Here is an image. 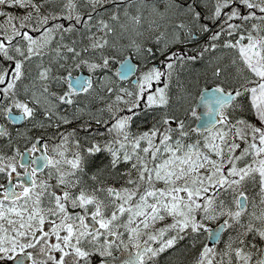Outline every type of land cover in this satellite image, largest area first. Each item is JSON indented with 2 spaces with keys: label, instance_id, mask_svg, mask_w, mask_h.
<instances>
[{
  "label": "snow or ice",
  "instance_id": "1",
  "mask_svg": "<svg viewBox=\"0 0 264 264\" xmlns=\"http://www.w3.org/2000/svg\"><path fill=\"white\" fill-rule=\"evenodd\" d=\"M0 17V264H264V0Z\"/></svg>",
  "mask_w": 264,
  "mask_h": 264
},
{
  "label": "rangeland",
  "instance_id": "2",
  "mask_svg": "<svg viewBox=\"0 0 264 264\" xmlns=\"http://www.w3.org/2000/svg\"><path fill=\"white\" fill-rule=\"evenodd\" d=\"M146 2H149V1H147V0H133V4L135 5V4H142V3H146ZM159 2H160V6L161 7H163V0H159ZM181 2H183V0H181ZM105 7H107V5H105ZM132 9H130V11H131ZM202 10V9H201ZM147 11V10H146ZM151 15V13H149V16ZM2 17H0V19H1ZM176 19L177 18H180V19H183L184 17L183 16H179V17H175ZM145 19L147 20V16L145 17ZM170 19H173V17H170ZM174 22L175 21H171V20H169V19H166V21H165V23L167 24V28L169 29V30H171L172 29V27H173V24H174ZM162 27H163V24H162ZM118 28V27H117ZM118 30H120L119 28H118ZM122 33V32H121ZM119 34V32L117 33V35ZM122 34H124V33H122ZM116 66H117V63H112V65H111V72L112 73H115V71H116ZM199 65H197L196 67H194V68H192V69H190V70H186V71H184V74H182V78H181V80L182 81H184L185 79L186 80H189V71H191L192 73L193 72H196V69H197V67H198ZM85 70L87 71V69H78L77 71H83V72H85ZM182 72H180V74H181ZM179 74V75H180ZM176 85H177V80L176 79H174L173 80V91L175 92V91H177V88H176ZM94 105V104H93ZM1 122V121H0ZM24 127V126H23ZM23 127H12L14 130L15 129H23ZM134 127H135V125H134ZM248 194H249V200L251 201V198L253 197V196H255L256 197V199L258 200L259 199V196H258V194L256 193V191H255V189H252V188H249V190H248ZM213 227H214V225H213ZM164 259H167L166 258V256L165 255H163V260Z\"/></svg>",
  "mask_w": 264,
  "mask_h": 264
},
{
  "label": "trees",
  "instance_id": "3",
  "mask_svg": "<svg viewBox=\"0 0 264 264\" xmlns=\"http://www.w3.org/2000/svg\"><path fill=\"white\" fill-rule=\"evenodd\" d=\"M147 19H148V17H147ZM169 20H171V21H175L176 20V18L175 17H173V19H170V18H168ZM119 32V34L117 35V33ZM130 38H132V36H131V34H122L121 33V31L120 30H118V28H117V31H116V34L115 35H110V41H112V40H115L116 42H118V43H127V41H128V39H130ZM197 70H201L202 71V69H200V66H198L197 67V69H196V71ZM182 74H184V72H182L179 76H180V79L182 78ZM196 74V72H193L192 73V75L194 76ZM189 79H190V77H189ZM201 79H202V77H201ZM188 80H184V82H187ZM93 106H98V103H94V105ZM181 253L179 252V250H178V252H177V254H176V259L174 258V257H168L167 256V260H168V264H177V257L179 256V257H181V258H179L180 260H187V258H188V253H183V254H181ZM186 254V255H185ZM183 255V256H182ZM184 257V258H183ZM171 261V262H170Z\"/></svg>",
  "mask_w": 264,
  "mask_h": 264
},
{
  "label": "water",
  "instance_id": "4",
  "mask_svg": "<svg viewBox=\"0 0 264 264\" xmlns=\"http://www.w3.org/2000/svg\"><path fill=\"white\" fill-rule=\"evenodd\" d=\"M198 111L201 112V113L203 112V106L202 105L198 106Z\"/></svg>",
  "mask_w": 264,
  "mask_h": 264
},
{
  "label": "flooded vegetation",
  "instance_id": "5",
  "mask_svg": "<svg viewBox=\"0 0 264 264\" xmlns=\"http://www.w3.org/2000/svg\"><path fill=\"white\" fill-rule=\"evenodd\" d=\"M2 19V18H1ZM33 155H36V153H34ZM165 256H166V258H167V254H164ZM161 260H162V262H163V255H162V257H161Z\"/></svg>",
  "mask_w": 264,
  "mask_h": 264
},
{
  "label": "bare ground",
  "instance_id": "6",
  "mask_svg": "<svg viewBox=\"0 0 264 264\" xmlns=\"http://www.w3.org/2000/svg\"><path fill=\"white\" fill-rule=\"evenodd\" d=\"M180 255H181V254H180ZM185 255H186V254H185ZM182 256H183V255H182ZM178 257H179V256H178ZM178 257H177V258H178ZM179 258H181V257H179ZM183 258H184V257H183ZM175 259H176V258H175ZM170 262H171V261H170Z\"/></svg>",
  "mask_w": 264,
  "mask_h": 264
}]
</instances>
